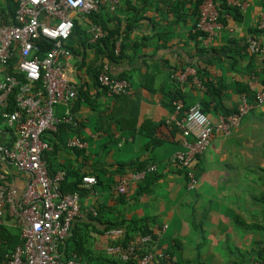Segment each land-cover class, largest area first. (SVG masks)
<instances>
[{
    "label": "crops",
    "instance_id": "crops-1",
    "mask_svg": "<svg viewBox=\"0 0 264 264\" xmlns=\"http://www.w3.org/2000/svg\"><path fill=\"white\" fill-rule=\"evenodd\" d=\"M263 1L227 0L229 5L239 7L241 16L236 20L225 14V26L204 54L197 51L193 38V0H117L113 9L107 2L102 5L101 13L110 28L123 31L127 19L136 18L123 36L122 56L109 62L110 74L126 78L130 91L120 97L108 96L92 85L87 72V65L94 60L93 49L86 46L72 53L67 76L77 87L90 92L87 101L70 103L69 110L78 125L66 132L64 140L78 137L87 148L60 145L52 152L50 146L47 157L49 168L63 169L68 179L72 171L81 174L98 170L96 185L80 196L81 214L72 224L87 239L85 263L120 264L117 254L107 251L112 239L104 230L107 222L119 219L149 220L152 240L146 246L171 253L170 260H155L153 264H230L234 257L227 250L241 252L245 246L244 250L251 252L249 241L255 236L235 221L238 218L250 223L255 216L252 195L260 187L264 169V103L253 105L230 134L213 133L205 151L196 157L198 181L191 189L186 187L182 172L168 163L182 145L180 131L167 119L170 97L177 90L189 104L208 100L194 83L196 67L220 83L219 100L229 111L236 109L242 95H247L239 91L242 86L252 96L264 87L262 61L247 47L241 49L252 35L264 46V27L256 28ZM15 8L13 0H0V25L11 23ZM82 23L86 30L88 23ZM6 71L0 65V79ZM248 100L251 102L252 97ZM66 108L56 105L54 113L61 116ZM130 108L136 109L135 115L129 114ZM208 108L205 113L217 124L223 116L220 109L213 102ZM144 122L156 125L153 144L141 127ZM12 138V129L0 113V145L9 144ZM116 163L125 164V174L119 175ZM140 164L157 166L151 181H132L130 169ZM0 173L21 195L28 174L1 154ZM122 178L126 179V191L116 193L112 186ZM248 204L251 207L244 213L243 207ZM90 207L97 215L87 211ZM5 225L10 233L14 231L11 221L6 220ZM3 234L7 236L6 229L0 231V248L7 244ZM4 255L0 250V264Z\"/></svg>",
    "mask_w": 264,
    "mask_h": 264
},
{
    "label": "built area",
    "instance_id": "built-area-1",
    "mask_svg": "<svg viewBox=\"0 0 264 264\" xmlns=\"http://www.w3.org/2000/svg\"><path fill=\"white\" fill-rule=\"evenodd\" d=\"M13 1L16 8L11 23L0 25V65L9 70L0 79V113L12 129L13 138L9 144L0 145V154L19 170L25 171L28 180L18 195L14 188L2 181L0 173V224L7 205L9 213L18 221L21 239L2 264H81L75 253L66 256L60 249L73 221L81 214L80 195L76 191H60L58 184L64 178L63 170H58L53 177L48 174L43 153L49 146L42 137L48 131H55L60 122L76 125L69 105L77 96V85L67 76V66L73 54L66 44L74 19L98 12L106 2L113 9L117 0ZM223 26L217 21L214 3L205 0L197 24V28L205 33L199 37L202 45L208 46ZM263 27L264 7L256 24L258 29ZM86 32L91 42L104 35L102 27L95 23H88ZM42 41H47L50 46L43 48ZM120 42V39L115 42L116 51ZM247 49L264 65V46L255 35L250 37ZM193 80L203 89L196 77ZM97 81L111 97L128 94L131 88L126 79L110 74L107 62L102 64ZM252 101L242 95L236 110L221 116L217 124L211 122L199 102L188 108H184L180 99L172 102L167 122L180 131L182 149L174 152L168 163L184 172L188 189L197 184L195 160L205 151L213 133L230 134L253 105L264 103V87L254 92ZM59 104L67 106L61 116L54 113V107ZM67 146L86 149L87 143L72 137L67 139ZM156 171L157 166L150 164L131 173L130 177L138 183ZM81 181L83 188L90 189L97 183L93 175H84ZM126 184V179L122 178L112 188L123 194ZM87 211L96 214L91 207ZM105 233L115 240L123 235V229L110 228ZM150 237H138V244L129 245L126 249L109 245L107 251L118 254L120 261L128 264L131 255L152 240ZM170 257L166 251L148 249L135 256V264H153L155 260L168 261Z\"/></svg>",
    "mask_w": 264,
    "mask_h": 264
},
{
    "label": "trees",
    "instance_id": "trees-1",
    "mask_svg": "<svg viewBox=\"0 0 264 264\" xmlns=\"http://www.w3.org/2000/svg\"><path fill=\"white\" fill-rule=\"evenodd\" d=\"M205 0H193V13H194V33H193V38L195 40V46L197 48V51L200 54H204L208 51V47L202 45V42L199 37H202L205 35L204 32L200 31L197 28V24L200 18V8L201 5L203 4ZM214 3L215 9L217 11V21L222 23L223 25L226 24L225 20V14H230L234 19H238L239 16H241V12L239 7L236 6H231L227 3V0H211ZM263 6H264V1H263ZM102 7V6H101ZM105 14L101 13V8L98 12L96 13H90L88 15H85L79 19H74V26L71 31V34L67 40V46L71 50L72 53H76L77 50L81 51L80 49L85 48L86 46L90 47L94 51V60L87 65V72L92 80V85L95 87H99L105 92L104 88L100 86V84L97 81V74L100 72L102 68V64L107 62H116L120 57L122 56L123 53V47H122V42H123V36L126 34V32L131 28V24H134L136 21L135 17H129L127 19V26H126V31L125 30H120L119 27L116 28H110L108 27V19L104 17ZM95 23L98 24L102 27L104 31V35L96 40L95 42H91L89 34L86 32V30L83 28V23ZM120 39V45L118 51L115 50V42L116 40ZM41 46L43 48H47L50 46V44L47 41H42ZM247 45H244L241 47V49L246 50ZM82 63H85L83 61L82 57ZM9 71V70H7ZM196 72V78L199 80L200 84L203 86V90L206 93L208 100L205 102H199L202 110L206 112L209 108L210 102H213L214 105H216L222 115L227 116L231 113H233L235 110H226L222 107L221 102L219 100L220 98V92H221V85L218 82H215L212 78L208 77L207 74H205L204 69L196 67L195 68ZM118 78H124L122 75L121 76H115ZM126 79V78H124ZM241 87V86H240ZM77 88V96L74 98V104H79L80 100H88L89 98V92L86 89H82V86L76 87ZM241 93L247 94L246 96L248 98L252 97V94H249L245 88H240L239 90ZM121 95H117V97H120ZM115 97V96H114ZM176 99H180L183 103L184 108H188L190 105L194 104H189L185 101V99L182 97V95L179 93L177 90L176 94H173L170 97V107L172 109V102ZM136 109L132 111L130 108L129 114L132 116L135 115ZM75 119V118H74ZM76 120V125L72 126L69 123L65 122H60L56 125V130L55 131H48L46 134L42 137V139L47 143V145L52 147V152L56 150L60 145H65L67 146V141L64 140L66 132L71 130L72 128H75L78 123L77 119ZM131 126H134V123L130 124ZM142 128L145 129L147 132L148 136L151 138V143L153 144V140H155L154 137V128L156 127L155 124H152L150 122H144L141 125ZM48 134V136H46ZM71 148V147H70ZM49 150V149H48ZM46 150L43 153V158L46 163V168L48 171V174L53 177V175L57 172L56 169L51 170L49 168V165L47 163V157L49 158V151ZM116 171L119 173V175H123L125 164L121 163H116ZM150 165V164H149ZM148 165L145 164H140L136 166L131 172H135L141 169L146 168ZM63 170V169H60ZM64 171V170H63ZM98 170L88 172V173H77L75 171H72L69 173L67 178V173L64 171L65 175L62 181L59 182L58 186L61 192H78L79 195H86L91 189L90 188H83L82 187V177L84 175H93L96 180L99 177V173L97 172ZM181 171V170H180ZM182 174L185 177V174L183 171H181ZM123 173V174H122ZM155 173L148 175L145 177L141 183H147L151 181L155 175ZM186 179V177H185ZM260 183H261V190L258 193H255L252 195V201H253V214H260L261 219L256 220L255 222L247 223L245 221H242L237 218L235 221V224L237 226H241L243 230L246 232H251L255 237L251 239L250 246H252L251 252L250 251H239L237 250H230V253L233 255L234 259L230 261V264H251L252 262H257L256 264H264V169L262 170V173L259 177ZM6 185V181L3 179L2 180ZM97 215V214H96ZM96 217V216H95ZM11 221L14 224V231L10 233V228L6 227L5 221ZM98 220V218H97ZM110 228H121L123 229V235L118 237L115 240H111L109 245H119L121 248L126 249L129 245L132 244H138L136 240L138 237L145 236L152 234L151 228L149 226V220L147 218H139V219H130V220H123L119 219L113 222H107L106 226L104 227V230L110 229ZM3 229H6L8 234L5 237L3 234L2 237H5V241L7 244L5 245V248H0L2 250V254L4 255L3 261L6 259V256L9 255L14 248L21 243L20 239V229H19V224L17 219L11 215L8 211V207L6 205L4 215H3V221L0 224V231ZM97 232H101L100 230H97ZM153 236V235H152ZM154 237V236H153ZM87 239H84L81 235V232L79 229L75 227H71L69 235L66 237V239L61 243L60 249L62 250L64 255H68L69 253H75L80 260L81 264H88L89 262L87 257L86 249L84 247V242ZM250 240V239H249ZM148 245V244H147ZM3 247V246H2ZM150 247L149 246H141L139 250H136L134 254L131 255L130 260L128 261V264H135V256H139L143 254L146 250H148ZM171 256V253L168 252ZM116 257H119L117 254ZM120 259V257H119ZM118 260V259H117ZM170 260V259H169ZM1 262V264L3 263ZM118 262L120 264H124L122 261Z\"/></svg>",
    "mask_w": 264,
    "mask_h": 264
},
{
    "label": "rangeland",
    "instance_id": "rangeland-1",
    "mask_svg": "<svg viewBox=\"0 0 264 264\" xmlns=\"http://www.w3.org/2000/svg\"><path fill=\"white\" fill-rule=\"evenodd\" d=\"M259 189L257 190V191H255V193H258L260 190H261V184L259 183ZM251 206L248 204V205H246V207L244 206L243 207V210H244V213H245V211H248L249 210V208H250ZM255 216H254V218H253V221L255 222L256 220H260L261 219V216H260V214H259V212H258V214H254ZM257 215V216H256ZM247 216V214L246 215H244V217H246ZM253 221H250V223L251 222H253ZM245 249V246L243 247V249H241L242 251H245L244 250ZM227 252L230 254V255H232L228 250H227Z\"/></svg>",
    "mask_w": 264,
    "mask_h": 264
}]
</instances>
